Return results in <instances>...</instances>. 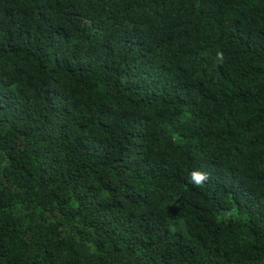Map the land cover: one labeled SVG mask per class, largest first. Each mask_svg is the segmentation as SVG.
<instances>
[{"label":"trees","instance_id":"16d2710c","mask_svg":"<svg viewBox=\"0 0 264 264\" xmlns=\"http://www.w3.org/2000/svg\"><path fill=\"white\" fill-rule=\"evenodd\" d=\"M0 264H264V0H0Z\"/></svg>","mask_w":264,"mask_h":264},{"label":"clouds","instance_id":"9594fccd","mask_svg":"<svg viewBox=\"0 0 264 264\" xmlns=\"http://www.w3.org/2000/svg\"><path fill=\"white\" fill-rule=\"evenodd\" d=\"M217 61L223 62L224 53L222 51H217L216 53ZM208 173L202 171H192L189 173L190 182H192L195 186L201 187L203 183L208 179Z\"/></svg>","mask_w":264,"mask_h":264}]
</instances>
